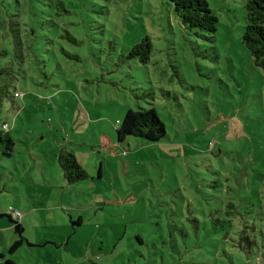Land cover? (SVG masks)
Returning a JSON list of instances; mask_svg holds the SVG:
<instances>
[{"label":"rangeland","instance_id":"obj_1","mask_svg":"<svg viewBox=\"0 0 264 264\" xmlns=\"http://www.w3.org/2000/svg\"><path fill=\"white\" fill-rule=\"evenodd\" d=\"M63 1L56 18L43 0H0V68L22 94L0 112L14 140L0 213L19 210L25 228L14 263L264 264V72L241 42L246 0H206L213 40L180 27L168 0ZM26 23L39 57L25 73L11 28ZM145 37L146 64L128 57ZM151 106L164 138L117 142L127 110ZM63 150L86 180H65Z\"/></svg>","mask_w":264,"mask_h":264},{"label":"trees","instance_id":"obj_2","mask_svg":"<svg viewBox=\"0 0 264 264\" xmlns=\"http://www.w3.org/2000/svg\"><path fill=\"white\" fill-rule=\"evenodd\" d=\"M43 5L53 10V16L61 17L69 10L63 0H43ZM174 8L177 23L184 30L195 31V33L208 34V39L213 40L217 31V17L209 8L206 0H168ZM245 26L241 36V42L251 56L255 66L264 72V0H246L243 4ZM51 15L50 13H47ZM31 23L19 29L11 28V35L15 47V59L18 66L26 73L29 68L35 65L38 55V32L37 26ZM42 36V35H41ZM72 40L74 38L70 37ZM151 42L148 37L143 38L138 44L130 48L128 57L140 56V61L146 64L150 59ZM6 55V51H0ZM24 66H27L24 69ZM15 70L8 65L0 68V112L1 106L6 99L15 101L22 97L16 90L15 83L19 79ZM5 125V123H3ZM117 142H123L127 137H135L148 142H157L164 138L166 131L163 122L160 120L155 108H140L139 110L128 109L123 119L115 127ZM99 147L101 150H110L108 138L100 136ZM14 148V140L9 132L2 127L0 129V153L9 157ZM116 150V149H115ZM58 163L62 169L63 176L69 184L86 180V170L77 161L74 153L63 150L58 155ZM227 207H232L229 203ZM230 214L229 212H227ZM81 219L72 222V226L80 225ZM22 244V240L15 241L9 251H15Z\"/></svg>","mask_w":264,"mask_h":264},{"label":"crops","instance_id":"obj_3","mask_svg":"<svg viewBox=\"0 0 264 264\" xmlns=\"http://www.w3.org/2000/svg\"><path fill=\"white\" fill-rule=\"evenodd\" d=\"M76 159H77V157H76ZM22 217H23V215H22ZM22 217L19 220V223L23 227V232H24L25 228H24V225L22 224V221H21L22 220ZM8 223H1L0 222V264H15L14 263L15 261L13 260V258L11 257V255L16 254L17 251H20L22 249V247H23V244H24L23 237L19 236L15 232L13 225L10 224V223L8 224ZM80 224H81V221H80ZM12 229L14 230V232H13ZM23 232H22V234H23ZM19 239L22 240V244L15 251L10 252L9 251L10 246L15 241H17ZM29 246H31V245H29Z\"/></svg>","mask_w":264,"mask_h":264},{"label":"water","instance_id":"obj_4","mask_svg":"<svg viewBox=\"0 0 264 264\" xmlns=\"http://www.w3.org/2000/svg\"><path fill=\"white\" fill-rule=\"evenodd\" d=\"M177 22V20H176ZM6 217L8 222L13 225L15 232L22 237L23 227L18 221H15L10 215L0 213V218Z\"/></svg>","mask_w":264,"mask_h":264},{"label":"built area","instance_id":"obj_5","mask_svg":"<svg viewBox=\"0 0 264 264\" xmlns=\"http://www.w3.org/2000/svg\"><path fill=\"white\" fill-rule=\"evenodd\" d=\"M118 124H119V121L116 122L115 127H117ZM11 214H12V215H11L12 218L17 219V220H20L21 217H22L21 213H20L18 210H14V209H12V210H11Z\"/></svg>","mask_w":264,"mask_h":264}]
</instances>
